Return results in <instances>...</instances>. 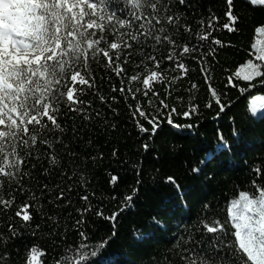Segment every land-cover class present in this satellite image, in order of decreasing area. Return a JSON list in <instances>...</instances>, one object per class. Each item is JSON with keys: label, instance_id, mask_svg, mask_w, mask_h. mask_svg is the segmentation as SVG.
I'll return each instance as SVG.
<instances>
[{"label": "snow or ice", "instance_id": "obj_1", "mask_svg": "<svg viewBox=\"0 0 264 264\" xmlns=\"http://www.w3.org/2000/svg\"><path fill=\"white\" fill-rule=\"evenodd\" d=\"M189 3L190 0H0V264H13L9 251L13 241L25 233L36 236L41 224L33 228L35 215L41 221L47 216L58 227L57 217L44 211L45 201L56 209L67 206L65 202L71 203L74 188L90 183L86 162L76 144L93 119L101 115L93 108V99L98 98L101 104L108 102L97 88L99 72L103 70L119 79V87L110 83L111 92L126 97L131 94L133 100L141 89L133 90L132 82L143 85L145 96L149 91L158 96L153 83H163L164 77L153 67L160 69L163 60L174 65L170 70L188 74L189 68L181 58L196 52L197 47L190 48V41L185 42L193 29L180 6L187 7ZM248 3L264 9V0ZM226 5L228 23L224 27L235 32L238 17L233 12L234 0H226ZM198 23L201 31L196 39L208 41L211 32L204 33L205 21ZM212 27L210 18L207 28ZM254 33V59H248L234 73L238 80L249 83L264 80V22L255 27ZM211 44L223 47L219 39H213ZM215 51L210 47L207 53L201 52V63L214 57ZM126 66L133 67L134 74L128 76ZM201 72L208 80L203 66ZM209 88L218 111L224 112L220 96L210 84ZM86 96L92 99L86 100ZM159 106L168 108L163 99ZM196 110L192 107L183 115L188 117ZM175 112V108L170 110L168 124H173L171 113ZM251 112H264V98L253 101ZM137 114L151 126L145 128L137 122L141 132L157 130L156 116L150 117L141 108H136L134 115ZM226 149L227 142L221 136L215 151ZM117 179L111 177L113 183ZM168 179L175 184L171 177ZM255 183L230 200L223 220L217 218L209 203H204L202 215L185 228L172 248V260L165 258V264H264V184L256 187ZM136 191L134 188L132 194L123 197L124 208L132 204ZM81 199L87 202L89 196ZM90 210H78L81 218L75 224L84 225V213ZM118 215L117 212L105 219L115 221ZM162 220L163 217H153L157 226ZM77 231L82 238L79 245L68 246L70 254L62 250L53 264H119L109 250V240L90 244L85 231L80 227ZM138 236L137 242H141L144 234ZM44 256L43 250L33 246L16 259L22 264H43Z\"/></svg>", "mask_w": 264, "mask_h": 264}, {"label": "trees", "instance_id": "obj_2", "mask_svg": "<svg viewBox=\"0 0 264 264\" xmlns=\"http://www.w3.org/2000/svg\"><path fill=\"white\" fill-rule=\"evenodd\" d=\"M234 5L233 12L238 17L235 32L224 27L228 23L226 0H190L187 7L180 6L193 29L185 42L190 41L189 47L196 46L197 51L181 58L189 68L186 76L179 69L170 70L174 65L166 60L161 62L160 69L153 67L164 77L163 83H153L158 96L151 91L145 96L140 82L131 84L133 90L141 89L134 100L131 94L126 97L113 93L109 85L119 87V79L103 70L99 72L97 88L108 102L101 104L98 98L93 99V108L101 115L93 119L76 144L86 162L90 183L74 188L71 203L65 202L67 206L56 209L45 201L44 211L57 217L58 227L47 216L41 221L35 215L33 228L41 224L36 236L25 233L9 245L13 264H22L16 257H22L33 246L46 253L41 258L43 264H53L62 250L70 254L68 246L79 245L82 238L78 227L89 237L87 243L109 240V250L119 264H165V258L172 260V248L185 228L202 215L204 203H209L217 218L223 220L230 200L239 191L250 190L254 181L256 187L264 184V112H251L253 101L264 98V80L258 78L249 83L234 76L248 59H254V29L264 22V9L251 6L248 0H234ZM210 18L212 29L207 28ZM200 20L205 21L204 33L211 32L208 41L196 39L201 31ZM213 39H219L223 47L212 45ZM210 47L215 48V55L202 64L200 53H207ZM202 66L208 71V80L201 72ZM126 67L128 76L134 74L133 67ZM177 76L180 78L176 79ZM193 84L197 87L192 88ZM209 84L225 105L224 112L218 111ZM124 86H129L127 78ZM241 88L245 91L241 92ZM112 96L116 99L111 100ZM161 99L167 109L159 106ZM192 107H196V112L185 117L183 113ZM136 108L150 117L156 116L159 127L155 132L140 131L137 122L145 128L151 126L143 117L134 115ZM172 108L176 112L171 113L173 124H168ZM221 136L228 149L217 152ZM193 168L200 171L193 172ZM112 176L118 177L115 183ZM134 188L137 191L133 202L124 208L123 197L132 194ZM84 195L89 196L87 202L81 199ZM85 208L91 210L84 213L85 224L78 226V210ZM117 212L115 221L105 219ZM153 217H163L159 226L153 223ZM53 231L57 235L53 236ZM112 232L116 235L112 236ZM138 233L144 234L141 242H137Z\"/></svg>", "mask_w": 264, "mask_h": 264}]
</instances>
